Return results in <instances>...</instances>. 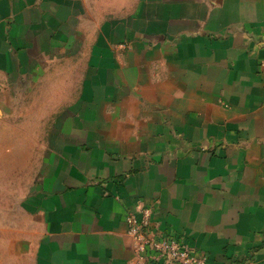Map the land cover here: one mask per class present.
Listing matches in <instances>:
<instances>
[{
	"label": "crops",
	"instance_id": "0c3cea01",
	"mask_svg": "<svg viewBox=\"0 0 264 264\" xmlns=\"http://www.w3.org/2000/svg\"><path fill=\"white\" fill-rule=\"evenodd\" d=\"M138 206L264 264V0H0V264H136Z\"/></svg>",
	"mask_w": 264,
	"mask_h": 264
},
{
	"label": "built area",
	"instance_id": "2783aa9c",
	"mask_svg": "<svg viewBox=\"0 0 264 264\" xmlns=\"http://www.w3.org/2000/svg\"><path fill=\"white\" fill-rule=\"evenodd\" d=\"M137 208L141 218L137 212H130L126 217L127 234L135 243L136 264H207L206 258L187 246L182 238L175 235L152 238L148 231L151 211L141 206Z\"/></svg>",
	"mask_w": 264,
	"mask_h": 264
}]
</instances>
